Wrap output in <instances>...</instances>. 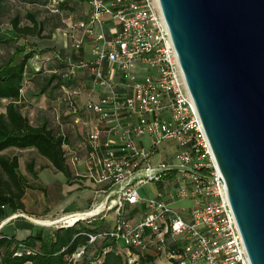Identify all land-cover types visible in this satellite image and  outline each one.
<instances>
[{
  "label": "built area",
  "instance_id": "obj_1",
  "mask_svg": "<svg viewBox=\"0 0 264 264\" xmlns=\"http://www.w3.org/2000/svg\"><path fill=\"white\" fill-rule=\"evenodd\" d=\"M65 1L50 0L47 9L60 13ZM90 6L85 20L67 25L66 35L75 50L91 43L93 60L79 67L89 69L94 83L107 90L97 101L79 106L73 98L79 91L63 88L74 126L89 125L84 115L95 118L87 133L85 159L67 145L64 149L78 176L99 188V202L82 213L105 206L61 227L100 216L106 221L112 215L113 228L88 234L89 245L111 239L127 251L130 264L138 258L130 249L152 250L175 264H251L159 0H90ZM141 69L144 75L138 73ZM115 73L124 83L121 91L112 80ZM56 119L64 136L60 113ZM142 139H148L149 146H141ZM168 142L174 143L173 151L166 147L169 154L155 162ZM154 183L163 184L164 190L142 197L140 191ZM180 200H192L193 205L177 210L173 203ZM140 204L141 211L128 213ZM35 254L22 245L14 256ZM85 255L86 247H81L68 263L78 264Z\"/></svg>",
  "mask_w": 264,
  "mask_h": 264
},
{
  "label": "water",
  "instance_id": "obj_2",
  "mask_svg": "<svg viewBox=\"0 0 264 264\" xmlns=\"http://www.w3.org/2000/svg\"><path fill=\"white\" fill-rule=\"evenodd\" d=\"M159 3L251 264H264V0Z\"/></svg>",
  "mask_w": 264,
  "mask_h": 264
},
{
  "label": "trees",
  "instance_id": "obj_3",
  "mask_svg": "<svg viewBox=\"0 0 264 264\" xmlns=\"http://www.w3.org/2000/svg\"><path fill=\"white\" fill-rule=\"evenodd\" d=\"M49 1L0 0V32L7 23L14 33V37H0V106L3 108L0 113V153L9 150H35L56 171L72 180L74 178L67 163L69 159L64 146L70 147L73 134L66 129L63 119L64 110L70 111L68 97L63 88H68L70 84L63 81V75L58 71L60 68L66 69L67 65L59 66L57 71L52 67L48 71L44 67L37 70L31 62L45 51L28 50L27 44H21L23 39L29 37L49 39L56 28L65 24L63 20L67 16L65 10L70 9L69 0L61 5L60 13H51L47 9ZM19 5L39 7L47 16L41 18L38 11L31 12L25 8V17H22L20 11H15ZM47 31L48 35L45 34ZM28 82L33 89L38 90L33 97L48 95L59 102L60 108L64 107L60 109L64 136L55 114L51 120L43 117L40 124L33 125L23 113V91ZM4 101H7L6 105H3ZM19 169L18 156L0 155V209L9 208L13 214L25 212L23 200L26 190L32 188ZM27 169L37 180L34 161L28 164ZM81 224L82 222L73 227L59 228L48 236L39 231L23 241L0 232V264H69V258L81 247H86V255L78 264H130L126 257L127 251L119 249L111 239L99 240L89 245L88 234L99 233L104 225L82 227ZM22 245L33 249L36 254L15 257V252ZM130 253L138 257L132 264H157L159 258L151 250L144 253L130 249Z\"/></svg>",
  "mask_w": 264,
  "mask_h": 264
},
{
  "label": "crops",
  "instance_id": "obj_4",
  "mask_svg": "<svg viewBox=\"0 0 264 264\" xmlns=\"http://www.w3.org/2000/svg\"><path fill=\"white\" fill-rule=\"evenodd\" d=\"M104 1L111 3L114 0H104ZM68 2L70 5V9L65 10L66 11L65 13L67 15L65 20H63V22H65V24L64 25L61 24V26L56 28L55 32L52 35L53 39L50 42L51 44L47 45V48H42L44 50L39 51L37 49L38 48L37 46H34L33 49H36L39 52L45 51V53H48V54L53 53V55H55V58L52 61H49L51 59L50 57L46 58L47 65H44V69L47 71H48V68H51V67L54 68L55 71H57L59 66L67 65L66 69L60 68L61 70L59 69L58 71H59V73H61V75H63V77H62L63 81L69 82L70 85L68 86V88L71 91L74 89H77L79 91V93L76 96H73V98L76 101L77 105L83 106L89 101H97L106 92L107 89L102 88V87H100L94 83L93 77H91L89 69L79 67L83 63H90L93 60V55L91 52V45H90L91 43L88 41L87 44L83 48H81L79 50H75L71 46L70 38H68V36L66 35L67 25H70L71 23L76 22V21L85 20L88 17V15L91 12L90 0H69ZM70 21H71V23H69ZM77 35L80 37L81 33L78 32ZM0 37H6V38L14 37V33L13 32L12 33L7 32L5 34V33L0 32ZM67 43H69L70 49H68ZM138 73H140V75H144L146 73V70L141 69L138 71ZM112 80L114 81V85L116 86L117 90H119V91L123 90V84L124 83H123L119 73H115ZM29 85L32 86L31 83ZM33 92H34L33 90L32 91L28 90L27 96H25V102H23V103H26L28 101V100H26L27 99L26 97H30L31 99L36 98V97H33V95H34ZM42 96H44V95H42ZM45 96L48 97V95H45ZM48 99L51 101H55V100L51 99L50 97H48ZM31 101H33V100H31ZM57 103H58L57 104L58 107H54V114L55 115L60 113V109L64 108V107L60 108L58 101H57ZM23 110H24V107H23ZM64 111H65V113L63 114V119L66 123L65 127L68 131H71V133L73 134V137L71 138L70 147L73 150V152L78 154L82 159H85V157L88 154L87 133L89 131L90 126L93 123H95V118L93 116H91V114L90 115H84V118L87 119V121H88L87 124H89V125L74 126L72 124V120H73L72 114L70 113L69 110L68 111L64 110ZM41 112H42V114H41V121H42L43 117L44 118L48 117V114L50 113V111L44 110ZM23 113H24V111H23ZM24 114L27 115L26 113H24ZM27 116L29 118V115H27ZM41 121L38 124H40ZM38 124H36V125H38ZM103 128L105 129V126H103ZM105 138L107 139L108 135H106ZM111 138L114 139L116 141V143H118L119 139L117 138V136H112ZM140 144H141V146L147 147V146H149V141H148V139H142V140H140ZM173 145H174L173 142H168L165 145V147H163L159 150L158 154L154 157V161L157 162V161L161 160L162 158H166V156L169 154L168 153L169 150H166V147L170 148L173 151V149H174ZM9 151H11V150H9ZM17 151H19V150H17ZM5 152H7V151H5ZM5 152H2L0 154L2 155ZM3 155H5V154H3ZM67 163H68V166L72 172V176L74 179L68 180L64 176V174H62L60 172H59V174H61L67 180V182L71 183L72 186L70 187L69 191H71L72 189L73 190L75 189L76 191L89 190L91 193H93V199L90 203V207H92L97 202L96 201L98 199V198H96L97 195H94V194L97 193V190H99V188H97L95 185H93L87 179L78 176V174L76 173L78 168L75 167L73 164H71L70 161H68ZM51 166H52V164H51ZM83 167H84V165H83ZM79 169H81V167ZM159 186L161 189L160 191H163L164 185L159 184ZM23 202H24V200H23ZM71 205H69L68 207L71 208L72 207ZM173 205L177 210H185V209H188L189 207H191L193 205V201L192 200H180V201L174 202ZM19 213L20 212H18L16 214H19ZM21 213H25V212H21ZM16 214H13L9 208L0 209V232L1 233H3L5 236H8V237H15L18 241H23V240L27 239L29 236L34 235L37 232H39V231H37V232L34 231L35 226H34V224H33L34 222L32 221L31 218H28L25 215H24L25 217H18L21 214H19V215H16ZM10 216H12V217H10ZM31 216L35 217V215H33V214H31ZM140 217H141V215L137 216L136 219H139ZM113 219H114V217L112 216L111 218L109 217V219L107 218V220L105 221V223H108L110 225V227H108V229L113 228V225H112ZM9 227L13 228L12 232L6 231V229ZM46 236H48V235H46ZM160 256H162V255H159V257ZM161 259H162V257L158 258L157 264H170L165 259H164L165 260L164 263H160L159 261ZM28 264H31V263H28ZM172 264H175V263L173 262Z\"/></svg>",
  "mask_w": 264,
  "mask_h": 264
},
{
  "label": "rangeland",
  "instance_id": "obj_5",
  "mask_svg": "<svg viewBox=\"0 0 264 264\" xmlns=\"http://www.w3.org/2000/svg\"><path fill=\"white\" fill-rule=\"evenodd\" d=\"M17 7V6H16ZM25 8L32 11H38L40 13V17L44 18L47 16L46 13H44L42 10H40L39 7H34L31 5H25V6H18L15 8V11H20L22 17H25ZM24 20V18H23ZM26 22V21H25ZM71 23V21L69 22ZM3 30L2 33H12L11 28L7 23L3 26L1 29ZM46 35L49 34L47 31L45 33ZM53 39V36L49 39H41V38H32L29 37L27 39H23L21 41V44H27L28 50H31L34 48V46H37L38 50H44L42 48H47V45H50L51 41ZM68 49L69 43H67ZM47 51V50H46ZM48 52V51H47ZM50 57L51 59L49 61H52L55 58V55L45 53L41 56H37L32 60V64L35 67H44V65H47L46 58ZM46 62V63H45ZM28 82L27 85L24 88L23 94L27 96L28 90H33V94H37L38 90L33 89V86L29 85ZM32 88V89H31ZM28 100L26 103H23L24 105V113L29 115V120L31 124L36 125L41 121V111H50L48 114L49 120L54 116V107L57 106V101H51L46 97L45 95L40 98H34L31 99L30 97H26ZM33 100V101H31ZM7 101L3 102V105H6ZM3 108L0 106V113H2ZM9 157L12 156H18L19 157V165H20V172L28 179L29 184L32 186V188H28L26 190V195L24 198L25 203V213H19L22 215H25L28 218L35 219L38 223L43 222H54L57 220H60L61 218H64L68 215H73L77 213L86 212L89 210L90 203L93 199V193H91L89 190L85 191H76L75 189L70 190V187L72 186L70 182H67V180L59 174L58 171H56L50 164V162L40 156L35 150H25V151H17V150H11L3 153ZM1 155V154H0ZM34 161L35 163V171L38 174L37 180L33 178L32 174L28 171L27 166L28 164ZM160 186L157 183L149 184L145 186L141 191L140 194L144 198L154 197L157 195L160 191ZM96 195V194H94ZM104 199V197L100 198ZM74 201V202H73ZM99 202V200H96ZM72 204V205H71ZM71 205L72 207L69 208L68 206ZM144 208L143 204H140L138 206H134L128 210L129 214H133L135 212L141 211ZM81 211V212H80ZM16 214V215H19ZM31 214L35 215V217L31 216ZM8 215V214H7ZM12 217V216H10ZM112 215H110V218ZM102 216L96 217L94 220L88 219L82 221L81 226H95V227H101L103 229H108L110 225L108 223H105L104 219H101ZM109 219V217H108ZM32 223V222H31ZM35 226L34 231H41L45 235H50L53 231L59 229L62 225L56 224V225H37L33 223ZM114 226V223L112 224ZM13 228L9 227L6 229L7 232H12ZM152 251V250H151ZM162 259L159 261L160 263H164L165 260H167L168 263L172 264L173 262L169 260L165 255L160 256L159 258ZM165 259V260H164Z\"/></svg>",
  "mask_w": 264,
  "mask_h": 264
},
{
  "label": "bare ground",
  "instance_id": "obj_6",
  "mask_svg": "<svg viewBox=\"0 0 264 264\" xmlns=\"http://www.w3.org/2000/svg\"><path fill=\"white\" fill-rule=\"evenodd\" d=\"M105 206V204H101L95 211L91 212V213H82V214H76V215H72V216H69V217H66L64 219H60V220H57V221H54V222H43V223H38L35 219H32V221L37 224V225H44V226H47V225H56V224H61V223H69V224H73L75 223L76 221H78L79 219H85V218H88L90 217L91 215H94V214H97L99 213L103 207Z\"/></svg>",
  "mask_w": 264,
  "mask_h": 264
}]
</instances>
